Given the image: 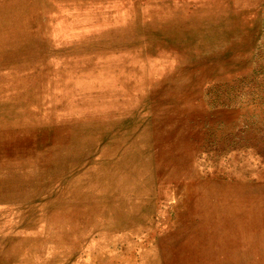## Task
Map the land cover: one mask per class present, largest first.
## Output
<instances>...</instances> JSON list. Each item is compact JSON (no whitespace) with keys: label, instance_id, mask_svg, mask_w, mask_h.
Listing matches in <instances>:
<instances>
[{"label":"rangeland","instance_id":"1","mask_svg":"<svg viewBox=\"0 0 264 264\" xmlns=\"http://www.w3.org/2000/svg\"><path fill=\"white\" fill-rule=\"evenodd\" d=\"M0 138V264H264V0H0Z\"/></svg>","mask_w":264,"mask_h":264},{"label":"bare ground","instance_id":"2","mask_svg":"<svg viewBox=\"0 0 264 264\" xmlns=\"http://www.w3.org/2000/svg\"><path fill=\"white\" fill-rule=\"evenodd\" d=\"M176 3H177V2H176ZM10 137H11V136H10ZM0 140H1V138H0ZM0 144H1V143H0ZM3 149H4V148H3ZM0 150H2V149H0ZM24 163H25V162H24ZM43 163H44V162H43ZM16 164H17V163H16ZM196 164H197V163H196ZM1 175H2V173H1ZM1 175H0V176H1ZM55 177H56V176H55ZM5 178H6V177H5ZM199 178H200V177H199ZM185 185H186V184H185ZM77 186H78V185H77ZM52 187H53V186H52ZM176 190H177V189H176ZM185 190H186V189H185ZM193 190H194V189H193ZM45 194H46V193H45ZM61 194H62V193H61ZM89 196H90V195H89ZM78 198H79V197H78ZM187 198H188V197H187ZM184 199H185V198H184ZM95 209H96V208H95ZM102 209H103V208H102ZM98 210H99V209H98ZM105 212H107V211H105ZM41 214H42V213H41ZM43 214H44V213H43ZM31 216H32V215H31ZM36 222H37V221H36ZM46 223H47V222H46ZM46 223H45V224H46ZM51 223H52V222H51ZM41 226H42V224H41ZM48 226H49V225H48ZM46 229H47V228H46ZM46 229H45V230H46ZM4 241H5V240H4ZM4 243H5V242H4ZM37 246H39V245H37ZM32 248H33V247H32ZM38 248H40V247H38ZM41 248H42V247H41ZM34 249H35V248H34ZM36 249H37V248H36ZM46 249H47V248H46ZM57 249H59V248H57ZM37 251H38V250H37ZM37 251H36V252H37ZM46 251H47V250H46ZM46 251H45V252H46ZM39 253H40V252H39ZM48 253H49V252H48ZM55 253H56V252H55ZM153 253H154V252H153ZM36 255H37V254H36ZM67 255H68V254H67ZM34 256H35V255H34ZM45 256H46V255H45ZM157 263H158V262H157Z\"/></svg>","mask_w":264,"mask_h":264}]
</instances>
